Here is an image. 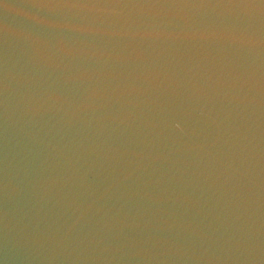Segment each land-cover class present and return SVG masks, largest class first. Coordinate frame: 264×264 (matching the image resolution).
I'll return each instance as SVG.
<instances>
[{
	"label": "water",
	"instance_id": "obj_1",
	"mask_svg": "<svg viewBox=\"0 0 264 264\" xmlns=\"http://www.w3.org/2000/svg\"><path fill=\"white\" fill-rule=\"evenodd\" d=\"M0 264H264V0H0Z\"/></svg>",
	"mask_w": 264,
	"mask_h": 264
}]
</instances>
